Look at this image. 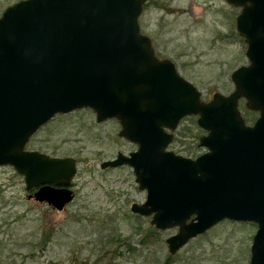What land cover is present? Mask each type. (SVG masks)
Masks as SVG:
<instances>
[{
	"label": "water",
	"instance_id": "95a60500",
	"mask_svg": "<svg viewBox=\"0 0 264 264\" xmlns=\"http://www.w3.org/2000/svg\"><path fill=\"white\" fill-rule=\"evenodd\" d=\"M240 13L236 32L248 66L230 75L229 95L204 102L168 60L156 57L138 20L146 0H23L0 17V167L22 176L31 197L61 211L75 160L26 150L60 115L88 109L95 122L116 120L137 146L100 165L129 166L145 201L130 206L158 231L171 256L225 221L253 224L248 264H264V0H224ZM258 118L247 125L238 103ZM188 116L205 132L188 159L171 152ZM36 189V190H35Z\"/></svg>",
	"mask_w": 264,
	"mask_h": 264
},
{
	"label": "rangeland",
	"instance_id": "374dc122",
	"mask_svg": "<svg viewBox=\"0 0 264 264\" xmlns=\"http://www.w3.org/2000/svg\"><path fill=\"white\" fill-rule=\"evenodd\" d=\"M20 1L0 0V17ZM239 13L224 0H146L138 24L156 57L170 61L208 102L229 95L230 74L248 66L246 43L236 32ZM191 118L179 123L167 149L189 159L206 152L198 148L205 132ZM120 129L116 120L97 124L93 112L81 109L50 120L29 141L28 151L75 160L73 198L61 211L35 201L11 166L0 167V264H248L256 232L249 223L225 221L169 254L165 241L177 228L158 231L151 217L131 213L146 198L132 169L100 167L136 151Z\"/></svg>",
	"mask_w": 264,
	"mask_h": 264
},
{
	"label": "trees",
	"instance_id": "16d2710c",
	"mask_svg": "<svg viewBox=\"0 0 264 264\" xmlns=\"http://www.w3.org/2000/svg\"><path fill=\"white\" fill-rule=\"evenodd\" d=\"M240 110V109H239ZM242 117L244 118L245 120V123L248 124V125H251L254 120L257 118L256 114L255 113H251V112H248L247 110L244 111V113L242 114ZM189 120H192L193 118H188ZM188 119L185 118V120L187 121ZM184 120V119H183ZM193 124H195V120H193ZM196 150V149H195ZM192 153V152H191ZM194 158L196 157V155H193ZM143 240L141 239L140 242H142ZM170 259V258H169Z\"/></svg>",
	"mask_w": 264,
	"mask_h": 264
},
{
	"label": "flooded vegetation",
	"instance_id": "af4514ba",
	"mask_svg": "<svg viewBox=\"0 0 264 264\" xmlns=\"http://www.w3.org/2000/svg\"><path fill=\"white\" fill-rule=\"evenodd\" d=\"M249 112H250V111H249ZM252 112H253V111H251V113H252ZM253 113H255V112H253ZM255 114L258 115L257 113H255ZM257 117H258V116H257ZM255 120H256V119H255ZM255 120H254V121H255ZM251 125H252V124H251Z\"/></svg>",
	"mask_w": 264,
	"mask_h": 264
}]
</instances>
